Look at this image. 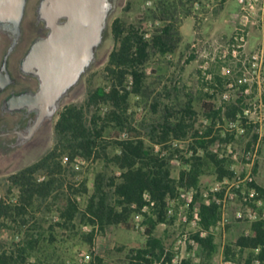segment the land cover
<instances>
[{"label":"trees","instance_id":"1","mask_svg":"<svg viewBox=\"0 0 264 264\" xmlns=\"http://www.w3.org/2000/svg\"><path fill=\"white\" fill-rule=\"evenodd\" d=\"M132 5L133 0H128L125 12ZM171 32L172 26L167 25L149 36L141 25L122 17L113 19L111 35L115 47L102 72L104 84L94 87L89 79L84 100L65 105L59 113L52 148L35 163L5 179L7 193L15 189L18 194L15 202L0 200V264H43L39 254L60 241L58 229L61 238L79 236L90 246L96 228L102 232L108 227L130 230L138 214L144 218L146 241L129 250L117 247L119 258L114 264H171L173 251L167 250L164 238L155 233L158 225L175 221V216L168 215V199L177 196L182 188L199 187L207 172H213L218 180L233 176L230 162L218 158L211 150L218 133L208 128L204 136H199L194 130L197 112L192 100L177 111L165 107L160 120L136 116L132 99L142 98L146 92L145 66L151 54L174 51ZM215 80L223 84L221 78ZM158 103L156 97L151 104L154 112ZM201 108L213 124L223 117L233 120L241 110L239 104H231L223 115L210 102H203ZM124 132L126 138L114 136ZM189 135L194 137L195 153L188 158L180 156L183 169L174 177L175 155L179 150L170 142ZM256 140L254 134L252 142ZM155 144L163 145L166 152L156 151ZM198 150L202 153L197 154ZM78 158L100 164L91 188L87 176L75 180L79 173L75 167ZM257 190L264 200V186L257 185ZM145 194L153 206L146 201ZM195 204L201 227L209 230L217 223L219 207L213 202L205 204L199 194L192 203ZM145 206L149 207L148 212L143 211ZM40 211L39 217L36 214ZM54 211L59 220L45 228L44 216ZM82 225L92 230L82 232ZM7 230L21 233V242L7 247L3 243ZM193 237L207 256L217 252L213 235ZM223 253L234 264H264V219L252 222L249 232L239 235L234 244L226 245ZM91 264H103V259L96 256ZM181 264L194 263L184 259Z\"/></svg>","mask_w":264,"mask_h":264},{"label":"rangeland","instance_id":"2","mask_svg":"<svg viewBox=\"0 0 264 264\" xmlns=\"http://www.w3.org/2000/svg\"><path fill=\"white\" fill-rule=\"evenodd\" d=\"M127 1L118 0L117 9L110 20L122 17L129 23L141 25L149 36L158 28L167 25L172 26L171 44L174 46V51L166 55L151 54L145 66L146 92L142 98L134 97L132 99L136 116L139 119L146 117L160 120L165 107H171V111H177L190 99L197 112L195 130L196 126L201 125L200 120L204 116L201 108L203 102H210L215 106L220 93L224 91L226 77L236 76L231 57L227 56L226 61L218 59L217 56L214 60H210L204 58L201 52L206 49L209 42L216 41L226 46L230 42L235 28L241 24L245 26L248 32V53L254 51L259 45H264V0H228L226 4L227 0H133L131 9L125 12L124 8ZM37 2L38 0H27L24 26L33 19V10ZM231 14H233L231 17H227ZM250 42H257V44L251 49ZM194 43L197 45L192 48ZM114 47L115 41L109 31L103 45L97 52L92 68L86 73L89 74L83 78V86H79L78 94L74 98L67 100L68 104L79 103L84 100L89 79H91V84L94 87L104 84L102 72ZM206 50L208 51V49ZM206 62H208L207 65ZM204 65L208 66L206 73L212 74L214 78H221L223 82L222 85L217 82L219 85L217 87L213 85V88L216 89L213 95L205 90L206 87L211 88V86H206L205 83L196 79L197 76L202 75V66ZM156 97L159 99V107L154 112L151 104ZM114 136L126 138L127 134L124 132ZM248 138L251 140L252 137ZM232 142L239 150L247 147L245 140ZM52 145L53 135L46 146L24 155L11 168H7V171L1 172L0 170V200L7 202L17 200V190L14 189L11 193H7L5 179L22 168L35 163L52 148ZM261 151L256 172L258 184L264 186V141ZM180 162L181 160L174 162V177H178L179 171L183 169ZM99 167L100 164L97 161L79 163L78 168H76L79 173L75 180L78 182L87 176L91 188L93 175ZM216 181V175L213 172H207L201 177L199 187L200 189L210 188L214 186ZM239 208V203L230 205L228 224L230 228L228 229L226 226L216 231L214 237L218 247L213 256H207L199 245L195 248H183L179 252V256L191 260L194 264H225L224 247L228 244H234L239 235L249 232L250 223L235 217ZM36 215L40 217L41 211ZM44 219V226L48 228L51 223L59 220L58 213L54 211L45 215ZM143 220V217L137 218L135 216L132 221L133 227L130 230L108 227L102 232L96 229L93 244L90 246L82 241L79 236L61 238V231L58 229L60 241L55 242L51 248L45 247L44 253L39 254V259L43 264H91L94 258L98 256L103 259V264H114L119 258V254L117 255L115 251L117 247L125 246L129 250L144 245L146 235ZM185 228L187 226L175 217V221L171 224L158 225L155 233L164 238L168 248H173L179 239L180 231ZM89 229L90 226H81L82 232H90ZM22 238V234L15 231L7 230L3 233V243L7 247L20 243ZM34 259L35 257L31 259V262H34Z\"/></svg>","mask_w":264,"mask_h":264},{"label":"built area","instance_id":"3","mask_svg":"<svg viewBox=\"0 0 264 264\" xmlns=\"http://www.w3.org/2000/svg\"><path fill=\"white\" fill-rule=\"evenodd\" d=\"M205 43V42H204ZM207 43V42H206ZM248 32L243 24L234 30L230 42L224 46L220 42H209L201 55L210 60L218 59L226 61L227 56L231 57L235 69V77H226L224 91L220 93L215 109H221L222 114L227 106L239 104L241 110L233 120L216 119L213 124L211 119L202 117L200 124L195 130L199 136H204L208 128H213L218 133L219 138L211 146L212 152L220 159L230 162V170L233 172L232 178H224L215 182L214 186L207 189L200 187L182 188L177 196L168 199L167 210L169 216H175L187 228L180 231L179 239L173 248L171 264H181L184 260L179 256L183 248H195L198 243L193 235L199 234L206 237L209 234L215 235L216 231L225 228L229 224V207L231 204L239 203L240 208L236 211L235 217L250 224L259 219H264V200L259 196L257 190L256 166L261 155L262 142L264 141V45H259L254 51L247 52ZM196 43L192 48L196 47ZM225 49V50H224ZM208 62H206L207 65ZM202 66L201 76L197 80L205 83V90L210 94H215L219 86L212 74L206 73L208 66ZM257 135V140L252 142L248 137ZM125 136V134H123ZM229 138V139H227ZM227 139V140H226ZM245 140L247 147L239 150L232 141ZM252 142V143H251ZM173 148L179 150L175 155L176 161L181 160L180 156L191 157L195 150L194 137L189 135L184 140H173L170 142ZM156 151L162 150L163 145L155 144ZM163 152H166L164 149ZM202 151L198 150L197 154ZM67 158H64V162ZM85 160L78 158L75 167ZM199 194L201 201L205 204L214 203L219 207V218L217 223L209 230L203 229L200 225V214L198 204L192 205L195 196ZM150 206L154 203L150 201L147 194L144 195ZM177 206V207H176ZM144 212L149 211V207L143 208ZM143 217L142 214L136 215ZM138 227V224H137ZM86 228V227H85ZM87 229V228H86ZM97 229V228H96ZM95 229V231H96ZM92 230L90 227L89 231ZM247 234V232H246ZM225 264H232L226 260ZM257 264V262H255Z\"/></svg>","mask_w":264,"mask_h":264},{"label":"water","instance_id":"4","mask_svg":"<svg viewBox=\"0 0 264 264\" xmlns=\"http://www.w3.org/2000/svg\"><path fill=\"white\" fill-rule=\"evenodd\" d=\"M118 0H40L39 19L51 29L30 49L25 69L38 75L42 86L36 97L40 110L68 94L94 64L103 45L108 21ZM27 0H0V33L16 45L22 33ZM60 18L66 22L59 23Z\"/></svg>","mask_w":264,"mask_h":264},{"label":"flooded vegetation","instance_id":"5","mask_svg":"<svg viewBox=\"0 0 264 264\" xmlns=\"http://www.w3.org/2000/svg\"><path fill=\"white\" fill-rule=\"evenodd\" d=\"M39 1L33 10V19L26 26L22 20V33L16 45L12 39L0 33V170L7 171L19 159L29 152L47 145L53 135L54 125L68 99L78 94L83 86V75L71 85L68 94L54 104L40 110L36 97L42 86L38 75L25 69V61L32 46L51 33L44 20L39 19ZM110 21V23H109ZM108 30L111 33L113 19H109ZM66 22L60 18L59 23Z\"/></svg>","mask_w":264,"mask_h":264},{"label":"crops","instance_id":"6","mask_svg":"<svg viewBox=\"0 0 264 264\" xmlns=\"http://www.w3.org/2000/svg\"><path fill=\"white\" fill-rule=\"evenodd\" d=\"M228 2V0L225 2V4ZM233 14L228 15L227 17H231ZM257 44V42H250V48L252 49L253 47H255V45Z\"/></svg>","mask_w":264,"mask_h":264}]
</instances>
